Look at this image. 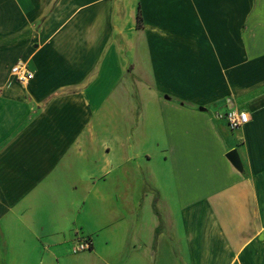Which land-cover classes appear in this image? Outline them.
Masks as SVG:
<instances>
[{"label":"crops","instance_id":"obj_1","mask_svg":"<svg viewBox=\"0 0 264 264\" xmlns=\"http://www.w3.org/2000/svg\"><path fill=\"white\" fill-rule=\"evenodd\" d=\"M0 264H264V0H0Z\"/></svg>","mask_w":264,"mask_h":264},{"label":"built area","instance_id":"obj_2","mask_svg":"<svg viewBox=\"0 0 264 264\" xmlns=\"http://www.w3.org/2000/svg\"><path fill=\"white\" fill-rule=\"evenodd\" d=\"M10 73L16 82L25 84L33 76L32 72L29 71L27 66L17 61L10 69ZM216 119L224 120L229 129L236 130L244 126L248 121L249 117L247 112L239 109L231 102H226V109L224 111H217L214 113ZM91 248V240L79 238L75 241L72 247V253H79L88 251Z\"/></svg>","mask_w":264,"mask_h":264},{"label":"water","instance_id":"obj_3","mask_svg":"<svg viewBox=\"0 0 264 264\" xmlns=\"http://www.w3.org/2000/svg\"><path fill=\"white\" fill-rule=\"evenodd\" d=\"M228 157H229L230 159L234 160L235 157H236L235 152H234V151L229 152Z\"/></svg>","mask_w":264,"mask_h":264},{"label":"trees","instance_id":"obj_4","mask_svg":"<svg viewBox=\"0 0 264 264\" xmlns=\"http://www.w3.org/2000/svg\"><path fill=\"white\" fill-rule=\"evenodd\" d=\"M138 20H140V17L138 16Z\"/></svg>","mask_w":264,"mask_h":264}]
</instances>
